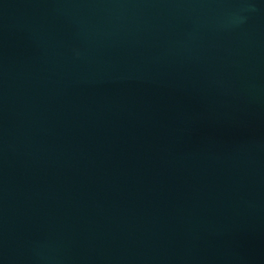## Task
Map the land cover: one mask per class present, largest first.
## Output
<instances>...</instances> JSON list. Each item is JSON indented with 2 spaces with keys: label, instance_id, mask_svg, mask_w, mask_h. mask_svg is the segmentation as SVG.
<instances>
[{
  "label": "water",
  "instance_id": "obj_1",
  "mask_svg": "<svg viewBox=\"0 0 264 264\" xmlns=\"http://www.w3.org/2000/svg\"><path fill=\"white\" fill-rule=\"evenodd\" d=\"M0 264H264V0H0Z\"/></svg>",
  "mask_w": 264,
  "mask_h": 264
}]
</instances>
